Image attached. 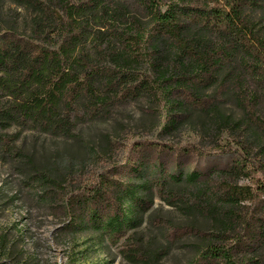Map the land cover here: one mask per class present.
<instances>
[{
  "label": "trees",
  "instance_id": "trees-1",
  "mask_svg": "<svg viewBox=\"0 0 264 264\" xmlns=\"http://www.w3.org/2000/svg\"><path fill=\"white\" fill-rule=\"evenodd\" d=\"M13 1L29 11L28 32L0 36L1 156H19L17 136L6 132L12 125L66 137L78 123L107 119L116 105L143 96L165 109V129L196 113L237 146L207 153L228 158L221 167L173 173L171 157L179 162L187 152L145 140L126 165V180L100 178L68 194L66 227L120 242L132 264H160L188 237L196 241L187 264H264V0ZM229 100L238 118L225 111ZM148 163L156 176L140 171ZM32 175L43 201L53 202L57 178L44 170ZM154 195L209 227L168 226L166 244L150 247L134 230Z\"/></svg>",
  "mask_w": 264,
  "mask_h": 264
},
{
  "label": "rangeland",
  "instance_id": "rangeland-1",
  "mask_svg": "<svg viewBox=\"0 0 264 264\" xmlns=\"http://www.w3.org/2000/svg\"><path fill=\"white\" fill-rule=\"evenodd\" d=\"M28 12L16 1L0 0V36L6 29L27 33L24 22ZM136 13L142 14L141 10ZM223 107L235 118L241 116L231 100L224 102ZM166 115L161 104L143 96L116 105L107 119L78 123L66 137L20 125L8 127L6 132L17 136L12 150L19 156L0 155V262L132 264L122 256L120 242L109 243L93 228L81 232L78 227L68 229L72 215L66 198L71 192L87 190L100 178L126 180V165L135 159L134 149L145 140L187 152L186 159H179L182 162L170 156L169 170L173 173L208 172L212 167H221L228 158L208 154L237 147L228 132L207 130L204 118L196 113L172 130L164 128ZM151 165L145 164L140 171L145 176H156L158 171L149 168ZM37 170L48 172L60 184L51 203L43 201L42 190L31 179ZM138 218L140 223L134 231L143 235L150 247L166 244L162 232L168 226L209 227L203 217L174 210L156 195L153 204ZM157 219H165L166 226L155 227L153 222ZM195 241L192 237L181 239L171 246L160 264H187L193 256L191 244Z\"/></svg>",
  "mask_w": 264,
  "mask_h": 264
}]
</instances>
